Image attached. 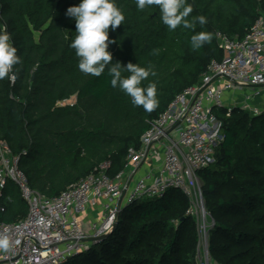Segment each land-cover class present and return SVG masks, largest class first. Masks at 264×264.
<instances>
[{
  "label": "trees",
  "instance_id": "1",
  "mask_svg": "<svg viewBox=\"0 0 264 264\" xmlns=\"http://www.w3.org/2000/svg\"><path fill=\"white\" fill-rule=\"evenodd\" d=\"M186 2L192 5L187 19L203 16L206 23L170 31L158 6L140 10L136 0H116L125 21L109 31L116 43L108 50L113 64L131 62L155 72L141 85L156 84L158 107L147 112L112 87L107 67L98 77L79 69L69 46L75 21L66 11L80 0H0V29L10 34L20 57L10 72L14 82L9 76L0 80V139L19 156L32 189L57 195L104 162L110 176L120 172L149 122L177 94L200 83L212 60H221L217 33L241 38L264 14V0ZM200 32L211 40L193 49L191 37ZM213 112L221 139L213 162L199 171L213 220L210 264H264V109L254 114L234 106ZM189 206L176 188L161 198L132 201L119 212L113 231L62 264H197L199 234ZM27 210L8 181L0 191V222L19 221Z\"/></svg>",
  "mask_w": 264,
  "mask_h": 264
},
{
  "label": "built area",
  "instance_id": "2",
  "mask_svg": "<svg viewBox=\"0 0 264 264\" xmlns=\"http://www.w3.org/2000/svg\"><path fill=\"white\" fill-rule=\"evenodd\" d=\"M216 37L221 60H212L200 83L177 94L149 122L139 146L128 149L124 168L113 177L104 162L59 194L45 196L29 186L19 156L0 139V191L12 182L28 207L21 220L0 222V238L9 241L7 249L0 248V264H62L111 232L125 205L161 198L170 188L188 199L189 213L195 201L205 212L199 171L213 162L221 139L213 109L237 106L227 105L226 98L239 90L245 94L240 108L254 114L264 109L252 102L264 92V14L241 38Z\"/></svg>",
  "mask_w": 264,
  "mask_h": 264
},
{
  "label": "clouds",
  "instance_id": "3",
  "mask_svg": "<svg viewBox=\"0 0 264 264\" xmlns=\"http://www.w3.org/2000/svg\"><path fill=\"white\" fill-rule=\"evenodd\" d=\"M153 5L158 6L160 19L170 31L178 26L192 29L197 21L200 25L206 23L203 16L194 17L191 21L187 19L192 12V5L186 0H136V6L140 10ZM66 15L75 21L76 35L69 46L75 49V54L79 58V69L85 74L98 77L107 67L112 87H118L130 96L134 105L143 106L147 112L158 107L156 84L152 82L147 87L141 86L142 81L149 75H155L151 68L131 62L126 67H122L120 62L112 63V53L108 48L116 41L109 39V31H115L125 21L116 0H80L77 6L67 8ZM210 40L209 33L200 32L191 37V44L193 49H198ZM16 51L17 49L10 43V34L0 29V80L9 76L13 66L20 63ZM123 72H127L128 75H123ZM9 78L14 80L15 76ZM8 245L6 237L0 238V248L7 249Z\"/></svg>",
  "mask_w": 264,
  "mask_h": 264
},
{
  "label": "rangeland",
  "instance_id": "4",
  "mask_svg": "<svg viewBox=\"0 0 264 264\" xmlns=\"http://www.w3.org/2000/svg\"><path fill=\"white\" fill-rule=\"evenodd\" d=\"M235 94L237 95L236 99H232L230 102H228L227 105L233 104V105L240 106L242 104L245 94L240 90L235 92ZM263 101H264V98H263ZM261 103L262 101H256L255 105L261 108L262 106ZM202 183H203V180H201L200 187ZM193 209H194V212L190 214L194 216L193 219L195 221V227L199 234L198 242L196 243V246H195L196 261H197V264H210V259H209L208 250H207L208 249L207 247L208 246V230L213 225V220L209 212L206 210V208H205L204 213L201 212L200 208L197 209L196 201H195V208L193 207Z\"/></svg>",
  "mask_w": 264,
  "mask_h": 264
},
{
  "label": "crops",
  "instance_id": "5",
  "mask_svg": "<svg viewBox=\"0 0 264 264\" xmlns=\"http://www.w3.org/2000/svg\"><path fill=\"white\" fill-rule=\"evenodd\" d=\"M229 97H231L229 99ZM237 95H230V96H227L226 98V103L230 102L232 99H236ZM263 98H264V92L262 93V96L261 97H256L254 99H252V102H256V101H262L261 105H264V101H263Z\"/></svg>",
  "mask_w": 264,
  "mask_h": 264
},
{
  "label": "water",
  "instance_id": "6",
  "mask_svg": "<svg viewBox=\"0 0 264 264\" xmlns=\"http://www.w3.org/2000/svg\"><path fill=\"white\" fill-rule=\"evenodd\" d=\"M117 224H118L117 222L114 223L113 229L111 231H113L117 227ZM109 233L100 236L98 240H103Z\"/></svg>",
  "mask_w": 264,
  "mask_h": 264
}]
</instances>
